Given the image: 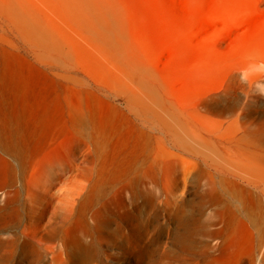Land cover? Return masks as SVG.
<instances>
[{
	"label": "rangeland",
	"instance_id": "rangeland-1",
	"mask_svg": "<svg viewBox=\"0 0 264 264\" xmlns=\"http://www.w3.org/2000/svg\"><path fill=\"white\" fill-rule=\"evenodd\" d=\"M4 150L20 160L0 155V204L22 209L0 220L4 264H78L80 226L91 264H264L260 225L219 185L264 183V0H0ZM133 164L155 174L147 203L140 180L50 186Z\"/></svg>",
	"mask_w": 264,
	"mask_h": 264
},
{
	"label": "bare ground",
	"instance_id": "bare-ground-1",
	"mask_svg": "<svg viewBox=\"0 0 264 264\" xmlns=\"http://www.w3.org/2000/svg\"><path fill=\"white\" fill-rule=\"evenodd\" d=\"M4 153L10 154L13 157V159H15L16 161L20 160V154L15 151L4 150L3 152L0 153V155ZM81 167L82 166L75 167L73 165H69L67 168H63L60 171V174H57V176L53 178V180L50 182V186L54 188L58 184L65 182L68 179L76 178L79 176V174L82 173L84 174L85 172H89L91 174L89 179H93L94 183L97 184L96 187H98V185L102 186L106 183L113 184L118 181L119 183L122 181H128L129 184L127 185H130L131 187L133 180L134 181L140 180L141 183L143 184V187L139 188L136 191V195H139L140 197L144 198L146 203L149 202L153 197V192L150 188L151 184L148 182L150 181L153 182L154 180H156L154 172L152 174L150 172L148 173L145 172L144 175L140 177L139 175L136 174L137 173L136 170L138 169L136 168L138 167L136 166V164L114 167L113 169H106V168L82 169ZM143 177L145 178L143 179ZM238 178L240 179V182H237L233 179H228L227 177L222 178L220 180L219 185L222 184V186L225 188L222 187L221 191L223 193L229 194L230 197H232L235 201H237L240 204V208H239L240 212L249 216L250 218L255 220L257 224L260 225L261 237L262 240L264 241V200L262 199V196H264V183L261 184L260 182L252 181L247 178H243L241 176H238ZM213 186L215 187V190L219 197L220 192L217 188V184L215 183V185ZM205 199L206 198L205 197L203 198L202 196V198L197 203L196 210L199 214H204L205 212ZM31 208L33 211H35V206L34 207L31 206ZM51 212H52V218H56L57 214L59 213V206L57 203H54ZM42 213H40V211L37 213V216L39 218V226L42 227L45 231L47 228L50 227L51 230L53 229L55 231L56 228L58 227L59 222L58 221H55L54 223L52 222V224H50L49 226L46 225L44 228L43 227L44 221L41 218ZM8 214L13 215V218L16 219V222H13L12 224H16L17 221H19V216L22 214V209L20 208V206H17V204L11 207L10 209L7 203L0 204V220H2L1 218H5L6 215ZM63 218L65 217L63 216ZM11 222L12 220L10 221V223ZM7 225H9L8 222L7 224H0V234L5 230ZM88 233L89 231L86 226H80L79 228H76L72 232V235L68 236L66 240L67 242L66 245L69 248L71 257L74 259V261L78 262V264H91L90 262H93L94 260L93 248L90 243H86L87 240L86 237L88 236ZM192 234L193 232H191L189 236H191ZM143 238H144L143 234L139 232L137 236V240L140 242L143 240ZM37 240L38 242H41L40 240H42V238L40 239L37 238ZM6 244L7 241H5L0 235V251H1V247H3V245ZM140 248H141V244H140ZM110 255L112 257L114 256L112 254ZM162 255L163 254L162 252H160V250H155V253L150 258L149 262H147V264H164V262H162ZM116 257H118V255ZM4 263L5 262H0V264H4Z\"/></svg>",
	"mask_w": 264,
	"mask_h": 264
}]
</instances>
